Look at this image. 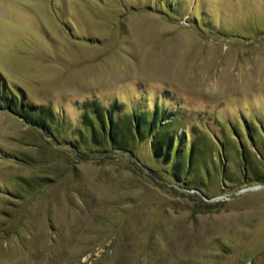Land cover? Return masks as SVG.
<instances>
[{"label":"rangeland","instance_id":"rangeland-1","mask_svg":"<svg viewBox=\"0 0 264 264\" xmlns=\"http://www.w3.org/2000/svg\"><path fill=\"white\" fill-rule=\"evenodd\" d=\"M96 98L214 142L198 187L149 140L76 150ZM0 264H264V0H0Z\"/></svg>","mask_w":264,"mask_h":264},{"label":"trees","instance_id":"trees-1","mask_svg":"<svg viewBox=\"0 0 264 264\" xmlns=\"http://www.w3.org/2000/svg\"><path fill=\"white\" fill-rule=\"evenodd\" d=\"M9 88L12 90L11 86ZM25 100L22 96L19 102H15L21 116L29 123L54 133L52 123L56 114L52 108L46 106L36 110ZM12 101L6 99L8 107H11ZM82 105V127H78L75 137L70 140L76 150L87 145L91 149L102 148L107 153L124 150L136 155V145L149 140L154 158L162 164V172L165 171L179 183H186L188 188L198 187L188 182L191 172L198 163L207 164L214 142L200 136L188 148L186 134L176 122L178 112L170 116L169 111L159 104L153 110H127L123 101L114 100L106 105L98 98Z\"/></svg>","mask_w":264,"mask_h":264}]
</instances>
